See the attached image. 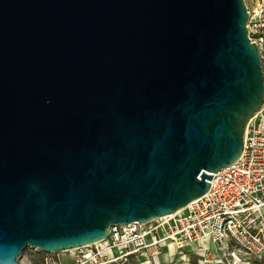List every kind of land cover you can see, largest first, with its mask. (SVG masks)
Instances as JSON below:
<instances>
[{
    "label": "water",
    "instance_id": "1",
    "mask_svg": "<svg viewBox=\"0 0 264 264\" xmlns=\"http://www.w3.org/2000/svg\"><path fill=\"white\" fill-rule=\"evenodd\" d=\"M245 0H0V264L203 197L264 100Z\"/></svg>",
    "mask_w": 264,
    "mask_h": 264
},
{
    "label": "built area",
    "instance_id": "2",
    "mask_svg": "<svg viewBox=\"0 0 264 264\" xmlns=\"http://www.w3.org/2000/svg\"><path fill=\"white\" fill-rule=\"evenodd\" d=\"M246 4L264 73V0ZM211 175L209 191L175 214L111 225L99 243L48 254H66L74 264H154L171 246L167 264H264V100L246 126L241 156Z\"/></svg>",
    "mask_w": 264,
    "mask_h": 264
},
{
    "label": "rangeland",
    "instance_id": "3",
    "mask_svg": "<svg viewBox=\"0 0 264 264\" xmlns=\"http://www.w3.org/2000/svg\"><path fill=\"white\" fill-rule=\"evenodd\" d=\"M246 3L252 4V0H245ZM173 254L172 247L167 246L165 250V256L160 258L159 260H155L154 264H163L164 260L169 263V258ZM196 262V259L193 260ZM74 264L73 260H71L66 254H48L41 250L35 249H27L21 254V258L19 264ZM128 264H139L138 262H130ZM144 264H147L144 262Z\"/></svg>",
    "mask_w": 264,
    "mask_h": 264
}]
</instances>
